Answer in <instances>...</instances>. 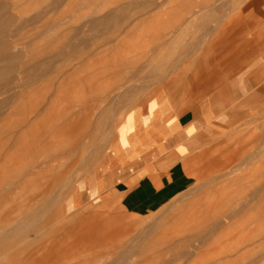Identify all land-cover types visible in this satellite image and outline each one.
Returning <instances> with one entry per match:
<instances>
[{
	"label": "rangeland",
	"instance_id": "374dc122",
	"mask_svg": "<svg viewBox=\"0 0 264 264\" xmlns=\"http://www.w3.org/2000/svg\"><path fill=\"white\" fill-rule=\"evenodd\" d=\"M4 1L3 41L19 44L3 55L51 63L24 84L3 56L19 86L0 96V264H264V0ZM164 93L176 111L219 99L235 115L146 187L86 202L108 150L98 167L156 143Z\"/></svg>",
	"mask_w": 264,
	"mask_h": 264
},
{
	"label": "crops",
	"instance_id": "0c3cea01",
	"mask_svg": "<svg viewBox=\"0 0 264 264\" xmlns=\"http://www.w3.org/2000/svg\"><path fill=\"white\" fill-rule=\"evenodd\" d=\"M257 70L252 76L263 74L264 67H258ZM252 76L248 77L247 81ZM202 80L203 78L196 83V87L199 89H203ZM245 85L244 79L237 78L234 82L235 91L241 94ZM164 98L168 107L156 125L158 134L156 143L135 139L133 147L128 146L122 150L123 159L108 160L105 161L103 167H98L103 162L108 150L98 162L96 172L92 177L95 176V178L85 190L86 202L104 201L132 187H146L156 176L154 171L160 162L165 159H180L188 156L201 140L221 132V127L228 120L221 121L222 117L229 116L232 121L233 115H235L232 108L226 112L224 110L226 102L219 99L216 104L211 100H204L194 109L176 111L172 100L165 93ZM133 110L131 111L135 114V127L144 128L148 118L147 108L140 107ZM127 114L119 122L118 127L123 124Z\"/></svg>",
	"mask_w": 264,
	"mask_h": 264
},
{
	"label": "bare ground",
	"instance_id": "6f19581e",
	"mask_svg": "<svg viewBox=\"0 0 264 264\" xmlns=\"http://www.w3.org/2000/svg\"><path fill=\"white\" fill-rule=\"evenodd\" d=\"M8 1V0H7ZM9 1H11V0H9ZM8 1V2H9ZM137 1V3H138V0H136ZM147 1V0H146ZM238 1V0H237ZM12 2V1H11ZM183 2V1H182ZM4 3H6V1H4ZM13 3V2H12ZM136 3V4H137ZM140 4H141V2H139ZM139 3H138V5H139ZM147 3V2H146ZM149 3H151V2H149ZM149 3H148V5H149ZM208 3V2H207ZM155 4V3H154ZM14 5V4H13ZM131 5V4H130ZM133 5V4H132ZM131 5V6H132ZM150 5H152V4H150ZM202 5H204V6H206L205 4H202ZM201 5V6H202ZM9 5L6 3V4H3V0H0V96H3V93L8 89V87L11 85V83H17V85H18V83H19V81L18 82H16V80H14L13 78H11V79H13L12 81H11V79L10 80H8L9 78L7 77L8 75H7V73H8V71L7 70H9L10 71V69L12 70V71H17L16 72V74H21L22 75V78L24 79L23 81V83L24 84H26V83H29L30 81L32 82V81H35L36 79H38V78H40V73H41V71H42V69H46L49 65H50V63H51V61H48V60H46L44 63H39V62H34V64L33 65H31V66H29L28 65V61H27V63H25V62H22V61H20L19 59H20V57H18L17 55H14V54H12V53H10L9 52V49H8V51L6 50V54L5 55H3L4 54V52H3V48L4 49H6L7 47H9V46H16V45H18L19 44V42H17L16 43V41H13V40H15V39H13L12 40V42H10V40L7 42V41H3V38L4 37H7V36H9L10 35V32L12 33L13 31V28L12 29H9V27L8 26H6V25H3V11H6L7 13H8V9H9V7H8ZM15 6H16V3H15ZM144 6V5H143ZM153 6V5H152ZM168 6V5H167ZM217 6V5H216ZM215 6V7H216ZM48 7V6H47ZM151 7V6H150ZM157 6H156V4H155V6H154V8H156ZM193 7V6H192ZM231 7V6H230ZM122 8V7H121ZM121 8H119V9H121ZM147 8V7H146ZM202 8H203V6H202ZM49 9V8H48ZM144 9V8H143ZM172 9V8H171ZM170 9V10H171ZM173 9H175V8H173ZM172 9V10H173ZM215 9V8H214ZM217 9V8H216ZM10 10V9H9ZM148 10V9H147ZM171 10V11H172ZM196 10H198V9H196ZM237 10V9H236ZM148 11H150V10H148ZM147 11V12H148ZM215 11V10H214ZM213 11V12H214ZM141 12V11H140ZM165 12V11H164ZM205 12V11H204ZM219 12V11H218ZM136 13H138L139 14V12L137 11V12H135V15H136ZM11 14V13H10ZM144 13L142 12V15H143ZM146 14V13H145ZM167 14V13H166ZM179 14V13H178ZM189 14V13H188ZM220 15L222 14V13H219ZM224 14V13H223ZM139 15H141V13L139 14ZM185 15V14H184ZM11 16V15H10ZM138 15H136V17H137ZM181 16V15H180ZM205 16V15H204ZM207 16V15H206ZM217 16V15H216ZM12 17V16H11ZM139 17V16H138ZM141 17V16H140ZM248 17V16H247ZM132 18H133V20H134V17L132 16ZM40 19V15H36L35 17H34V21H35V23H37V21ZM129 19V18H128ZM11 20H13V19H9V21H11ZM131 20V19H130ZM193 20V19H192ZM213 20V19H212ZM217 20H218V18H217ZM220 20V19H219ZM24 21V20H23ZM129 21V20H128ZM201 21V20H200ZM101 22H103V20L101 19V20H95V21H93L92 22V25H91V27L92 28H95V27H97ZM131 22V21H130ZM129 22V23H130ZM194 22V21H193ZM207 22H208V20H207ZM209 22H211V21H209ZM209 22L207 23V25L209 24ZM29 23V22H28ZM33 23V22H32ZM34 23V24H35ZM39 23V22H38ZM6 24V23H5ZM22 24V23H21ZM102 24V23H101ZM212 22H211V26H212ZM25 25V24H24ZM104 25V24H103ZM202 25V24H201ZM179 26V25H178ZM203 26H204V24H203ZM166 27V26H165ZM170 27V26H169ZM202 27V26H201ZM10 28H11V26H10ZM20 28V27H19ZM21 29V28H20ZM212 29L213 28H211L210 30L212 31ZM217 29V28H216ZM175 30V29H174ZM15 31V30H14ZM19 32H20V30H18ZM18 33V32H17ZM176 34V33H175ZM206 34V33H205ZM170 36H171V34H170ZM12 37V36H11ZM15 36H13V38H14ZM206 37V36H205ZM173 38H175V37H173ZM9 39H10V37H9ZM7 40H8V38H7ZM10 42V43H9ZM18 54V53H17ZM3 56H6V59H8V61H9V63L11 64V67H8V69L5 71V69H4V75H3ZM21 56V55H20ZM21 57H23V56H21ZM24 59V58H23ZM17 60L20 62V63H17ZM39 63V64H38ZM15 64V65H14ZM15 74V73H14ZM15 75L16 77H20V75ZM9 75H10V73H9ZM15 76H13V77H15ZM12 77V76H11ZM170 77V76H169ZM171 78V77H170ZM18 79V78H17ZM179 80V79H178ZM177 83V81L175 82V84ZM180 83V82H179ZM181 84V83H180ZM179 85V84H178ZM19 86V85H18ZM17 86V87H18ZM17 87H13L14 89V91H16V88ZM179 88V87H178ZM11 89V91L10 92H12L13 90H12V88H10ZM17 89H19V88H17ZM186 91V90H185ZM9 93V92H8ZM13 94V93H12ZM148 107H149V104L147 103V105H146V108H147V112H148ZM3 108V99H2V101H0V109H2ZM149 113V112H148ZM242 152V151H241ZM243 153V152H242ZM239 155V154H238ZM249 157V156H248ZM251 157V156H250ZM258 168H260V167H258ZM232 175V174H231ZM233 176V175H232ZM155 180H156V178H154ZM233 179V178H232ZM241 179V178H240ZM239 179V180H240ZM241 181V180H240ZM234 184V183H233ZM238 184V183H237ZM232 186H234V185H232ZM241 186V185H240ZM256 186H258V185H256ZM262 186V185H261ZM260 185H259V187H261ZM228 187V186H227ZM236 187V186H235ZM258 187V188H259ZM241 188V187H240ZM243 188V187H242ZM253 188V187H252ZM262 188V187H261ZM255 190V189H254ZM253 189H252V192L254 191ZM259 190V189H258ZM234 191V190H233ZM237 191V190H236ZM260 191L261 190H259V192L258 193H260ZM256 191L253 193V194H255V196L257 195L256 193H257ZM255 196H254V198H255ZM264 197V196H263ZM258 199V198H257ZM257 199H255V200H257ZM249 200V199H248ZM247 200V201H248ZM251 201V200H250ZM217 202V201H216ZM219 202H220V200H219ZM260 202V201H259ZM245 203V202H244ZM246 203H250L249 201L248 202H246ZM256 203V202H255ZM254 203V204H255ZM221 204V203H220ZM242 204H243V202H242ZM253 204V205H254ZM259 204H261V203H259ZM233 205V204H232ZM247 205H249V204H247ZM252 205V208H254V206ZM244 206H245V204H244ZM233 207V206H232ZM242 207V206H241ZM247 207V206H246ZM257 207V206H256ZM261 207H263V206H261ZM261 207H259V208H261ZM230 208V207H229ZM233 210H234V208H232ZM255 209V208H254ZM230 210V209H229ZM238 210V209H237ZM257 210V209H256ZM262 210H264V208L262 209ZM231 211V210H230ZM259 211H261V210H259ZM232 212V211H231ZM233 213V212H232ZM235 213V212H234ZM254 213V212H253ZM262 213H263V211H262ZM258 214V213H257ZM228 216V215H227ZM261 216V215H260ZM226 217V216H225ZM230 217V216H229ZM264 218V217H263ZM260 221V220H259ZM247 222V221H246ZM250 222V221H249ZM260 227V225H258L257 224V227ZM263 233V232H262Z\"/></svg>",
	"mask_w": 264,
	"mask_h": 264
}]
</instances>
